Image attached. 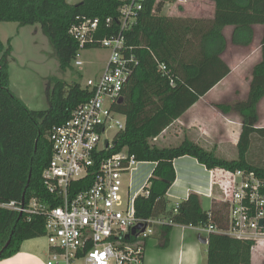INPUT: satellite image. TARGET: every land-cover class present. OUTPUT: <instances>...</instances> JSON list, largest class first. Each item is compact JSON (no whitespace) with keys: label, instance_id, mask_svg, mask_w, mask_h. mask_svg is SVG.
Listing matches in <instances>:
<instances>
[{"label":"trees","instance_id":"16d2710c","mask_svg":"<svg viewBox=\"0 0 264 264\" xmlns=\"http://www.w3.org/2000/svg\"><path fill=\"white\" fill-rule=\"evenodd\" d=\"M210 1L215 4L214 14L205 19L163 15L162 0L147 11L145 0L144 10L125 32L126 45L134 48L139 66L124 91V102L116 107L127 117V125L118 135L115 150L127 148L137 162L157 164L144 190L148 196L141 194L135 199L138 219L169 217L176 226L192 228L210 224L218 228L226 226L225 205L213 203L205 211L195 193L180 202L177 213L173 212L174 206L170 208L167 193L176 180L173 162L177 158L191 156L209 170H248L264 177V163L256 165L250 160L254 139L264 142L258 109L264 99V33L261 60L252 70L248 99L216 105L223 114L234 112L242 119L238 159L220 158L191 142L170 148L154 143L200 98L230 75L231 68L223 59L229 44L250 47L255 41V27H264V0ZM128 2L83 0L72 5L68 0H0V24L39 25L54 48L61 69L67 71L73 68V59L79 51V44L69 33L76 19H98V38H113L119 34L121 9ZM108 19L111 25L106 24ZM229 26L235 28L231 42L224 35ZM95 48L100 47L86 49ZM12 52L11 40L7 45L0 40V253L10 241L0 261L18 254L25 242L45 238L44 216L21 214L2 205L12 202L28 205L34 198L42 201L49 198L43 180L52 158L49 135L91 97V92L76 82L57 81L48 94L49 108L30 110L10 89ZM159 63L168 67L169 78L158 72ZM173 228H160L164 233V247L169 245ZM206 240L207 264H253L251 243L213 233Z\"/></svg>","mask_w":264,"mask_h":264},{"label":"built area","instance_id":"2783aa9c","mask_svg":"<svg viewBox=\"0 0 264 264\" xmlns=\"http://www.w3.org/2000/svg\"><path fill=\"white\" fill-rule=\"evenodd\" d=\"M144 1L129 0L122 7L119 34L113 38H98V19H76L69 31L79 44L74 66H85L80 53L87 47L109 50L108 63L94 85L83 87L91 92L90 99L49 135L52 158L43 174L49 198H34L28 205H2L21 214L44 216L50 249L46 264H77L81 260L85 264H144L148 243L156 231L176 226L169 217L137 218L136 198L126 201L123 188L124 177L139 162L127 148L115 150L118 135L127 125V117L116 107L121 99L124 102V91L139 66L134 48L126 45L125 32L144 10ZM158 72L170 77L162 63ZM209 171L214 188L210 197L225 205L226 226L210 224L197 229L249 242L252 253L264 249V177L248 170ZM148 194L144 191L143 195ZM179 204L174 205V213Z\"/></svg>","mask_w":264,"mask_h":264},{"label":"rangeland","instance_id":"374dc122","mask_svg":"<svg viewBox=\"0 0 264 264\" xmlns=\"http://www.w3.org/2000/svg\"><path fill=\"white\" fill-rule=\"evenodd\" d=\"M82 1L68 0V3L76 5ZM160 1L155 0L154 3V0H147V11L153 10L154 5ZM198 1L186 0V3L182 4L177 1L167 2L164 13L169 14L172 11L177 13L182 10L181 12H183L184 16L191 15L199 17L200 14L197 12ZM171 7H174V10H170ZM183 15L181 14V16ZM261 34L262 29L259 28L256 39L250 48L240 49L230 46L226 54H224L225 61L234 71V74L229 80L239 82L243 89L246 88L247 82L252 74L251 68L254 67L261 57ZM0 40L5 45L11 40L13 47L12 61L9 67L10 89L30 110L34 111L49 108L47 97L57 81H65L69 84L76 82L82 87H86L89 84L94 85L96 80L104 72L111 54L109 50L102 48L83 50L80 53V58L85 61V66L78 68L72 63L73 68L63 71L55 55L54 48L41 31L39 25L20 27L15 23H1ZM258 109L260 117L259 126L264 127V101H262ZM154 143H156L155 140ZM222 153L215 154L227 160H236L239 156L238 147H227L226 150L222 149ZM250 160L256 165L264 163V142L258 138L254 139L250 152ZM128 180L129 175H126L124 177L123 188L126 201L129 198L132 199V195L130 196L129 192H127L129 186ZM212 205L211 200L201 198V206L205 211H209ZM170 208L172 209L173 205H170ZM172 235L171 244L164 250L158 248L160 244L159 239L153 238L150 240L147 252V260L150 261L148 264H188L187 251L183 244L184 241L182 242L181 239V230L173 229ZM194 235L197 236V233ZM196 236L193 238V241L198 243V237ZM198 247L200 248V257L196 260L197 262L195 264H207V246L201 243ZM77 264H85V261L81 260ZM253 264H264V249H255L253 251Z\"/></svg>","mask_w":264,"mask_h":264},{"label":"crops","instance_id":"0c3cea01","mask_svg":"<svg viewBox=\"0 0 264 264\" xmlns=\"http://www.w3.org/2000/svg\"><path fill=\"white\" fill-rule=\"evenodd\" d=\"M163 2H165L166 4L167 2L171 1L168 0ZM198 2L197 12L200 14L198 18H212L215 10V4L210 0H199ZM182 3H186V0H182L181 4ZM166 7L167 6H164L163 8V15H183V12H181L182 10L177 13L172 11V13L169 12V14H165L164 10L166 9ZM170 10H174V7H171ZM259 28L262 29L260 39L262 40L264 27H255L256 36ZM234 30L235 28L232 26H229L224 30V35L229 42H231L232 40ZM230 46L234 45L229 44L228 49L230 48ZM234 47L240 49H248L251 46L246 48L238 46ZM260 60L261 57L258 62H260ZM253 68L254 67L251 68V71L253 70ZM233 74L234 71L233 68H231V73L229 76H227L224 80L217 84L204 97L200 98V100L191 108H189L185 112V114H183V116L177 119L168 129H166L159 137H157L155 139V142L161 147L168 148L179 146L184 142H191L198 145L199 147H202L206 151L214 152L217 154H223L222 149L226 150L227 147L236 148L238 146L242 133V119L239 114L234 112L230 114H223L216 108V105L233 104L238 101H246L249 97L252 77L250 76L246 88L243 89L242 85L239 82L229 80ZM262 101H264V99ZM262 101L259 106L262 104ZM47 103L49 105L48 97ZM156 166V163L139 162L133 168V170L128 174L129 186L127 188V192L130 193V196L132 195L134 198H136L138 195L144 194L145 187L147 186L148 180L152 176ZM173 166L176 172V180L167 193V199L170 201V205L174 206L176 203H180L188 199L191 193L197 194L199 196L200 202L201 198H206L211 200L212 203H216L210 197L211 192L212 194H214V188L210 171L205 165L201 164L194 157L184 156L175 159L173 162ZM173 229L181 230V239L182 242L184 241L183 244L185 245L187 251V263L195 264L197 262L196 260L200 257V248L198 247L199 244H201L200 239H206L208 233L201 231V229L192 227L175 226ZM157 232V237L155 238L160 240L158 248H160V250H164L171 244L170 241L173 236L172 232L169 238V245L166 247H164L163 231L159 229V231ZM194 232L197 233V236L194 235ZM201 233H203V235H201ZM195 236L198 237V243L193 241V238ZM153 238L154 237H152V239ZM147 252L148 246L146 249L144 264L150 263V261L147 260ZM206 252L208 254V249ZM49 258L50 249L48 240L45 236V238H39L25 242L18 254L9 259L0 261V264H46Z\"/></svg>","mask_w":264,"mask_h":264},{"label":"water","instance_id":"95a60500","mask_svg":"<svg viewBox=\"0 0 264 264\" xmlns=\"http://www.w3.org/2000/svg\"><path fill=\"white\" fill-rule=\"evenodd\" d=\"M123 103V99H121L120 100V104H122ZM139 228H141V225H139L135 230H134V232L137 230V229H139ZM200 242L202 243V244H204V245H207L208 244V242H207V240L206 239H200ZM9 245H10V241L8 242V244L6 245V247H5V249L2 251V253L9 247ZM2 253H0V256L2 255Z\"/></svg>","mask_w":264,"mask_h":264}]
</instances>
